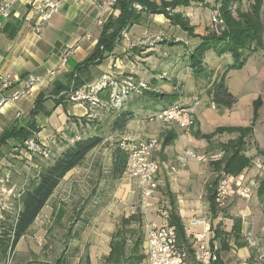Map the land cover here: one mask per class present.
<instances>
[{"label":"crops","instance_id":"obj_1","mask_svg":"<svg viewBox=\"0 0 264 264\" xmlns=\"http://www.w3.org/2000/svg\"><path fill=\"white\" fill-rule=\"evenodd\" d=\"M39 1L0 0V5L3 2H10L7 17L0 16V75L8 74L18 81L29 75L43 80L42 84L32 88L29 95L14 104L0 108V136L6 128L26 126L31 121V112L40 93L46 94L42 101L46 112L52 109L51 112L44 113L45 116L38 114L34 117V122L39 129H42V133L43 131L51 133L49 129H61L57 132L52 130L51 135L65 130L72 132L73 129H85L80 124V118H84L85 115L96 118L98 115L95 114L98 110L110 112L116 109H107L102 105L92 108L89 103L72 98L76 92L86 91L103 82L106 86L96 96L105 104H109L110 94L120 88L125 81H130L138 90L139 84L146 85V89L129 93L116 111L117 114L132 113V118L126 122L123 129H141L142 124H145L141 118L149 121L155 113L169 106L164 103L169 96L177 97L179 103L185 106L191 107L197 103L193 113V127L188 135H184L178 127L163 126L149 121L151 124L149 123L148 126L152 131L143 135L144 139L137 137L135 144L156 138L160 147L155 155L160 151L170 156L169 162L158 163L159 175L162 170L167 176H175L174 186L169 187V191L175 198L185 243L191 242L192 233L201 231L200 226H190L189 223L193 220V216L197 215L192 214L193 211L202 207L200 212H207L211 219L212 241L216 242L220 249L216 264H264V209L260 211L252 205L234 206L232 202L235 199L241 200L237 198L239 195H234L224 208L217 207V216L214 217L209 209L207 195L210 182L218 174L213 171L211 163L188 160L185 167L180 168L176 163V157L184 149L205 156L222 152L224 156L221 146L238 138L240 133L236 130L251 126L250 133L244 138V152L245 148L252 146L255 153L264 158V144L257 142L255 137L259 125L264 129V33L263 47L249 55L240 68H231L233 58L229 54L217 55L213 51H208L204 54L202 68L194 71L190 68L188 59L200 43V39L189 37L186 32L173 27L162 15H150L140 24L123 31L112 52L105 54V58L99 64L89 67V74L83 79V87L74 94L65 95L56 104L57 98L64 93L57 97L52 96L55 88L66 83V76L75 71L97 44L101 27L96 21L100 12L92 0H51L57 4L56 12L49 20L40 23L39 18L42 13L38 10ZM210 3L211 1H208V4ZM208 4H193L176 11L189 18L190 24L197 27L192 18H201V15L194 7H207ZM204 32L205 27L202 31L195 29V34L202 35ZM123 33L127 38L123 37ZM172 64L173 72L167 75V71L172 69ZM185 80L191 81L189 90H186L188 81ZM219 82L234 98L229 106L215 100L214 87ZM22 86L21 82H17L10 92ZM18 109L22 111L20 118L15 115ZM59 110L63 113L64 119L60 121V126L53 127L50 118ZM47 114L51 116L46 117ZM254 115H256L255 119ZM113 122L111 129L114 128ZM167 134L173 135V144L162 150L161 143ZM51 135L48 137L51 138ZM17 147L18 143L14 140H8L0 146V166L7 163L3 158V150L8 152ZM245 155L250 159L251 166L239 175L244 177L240 186L245 188L247 182L250 183L249 186L256 188L257 185L251 177L252 163L259 170L260 162L264 165V161L254 162L253 157L246 152ZM16 159L10 161L12 164L6 165L9 171L5 175H9L12 182L15 181L17 173ZM170 166L176 168L174 173H169ZM262 171L263 173H257L261 178L259 182L264 179V168ZM223 175L225 174L221 173V176ZM203 179L206 187L205 200H202L201 206L194 198L202 199V194H198L196 186ZM252 194L250 190L249 196L251 197ZM162 196L163 194L159 192V198ZM125 198L123 203L128 205L129 192ZM165 208L169 212L170 206ZM37 219L38 217L31 228L36 224ZM212 219L217 220L216 225H213ZM234 226L238 231H233ZM110 227L111 224L101 225L96 222L94 230L109 231L104 234L96 232L89 237L92 243H100L99 246H102L103 250L101 256L104 257L108 255L110 236L114 232ZM215 228L224 233L227 249L222 248L221 243L214 239ZM99 246L95 245L94 252L89 255L91 263H93V254L95 258L99 255Z\"/></svg>","mask_w":264,"mask_h":264},{"label":"trees","instance_id":"obj_2","mask_svg":"<svg viewBox=\"0 0 264 264\" xmlns=\"http://www.w3.org/2000/svg\"><path fill=\"white\" fill-rule=\"evenodd\" d=\"M208 1L214 3L223 19L224 28L220 35L210 32L208 25L204 34H195L196 27L190 24L182 13L176 11L179 8H188L193 4L206 5ZM234 3L239 6L240 0H116L112 15L100 28L97 44L93 51L75 68L73 73L66 76V83L56 87L51 95L57 97L64 93L57 98L56 104H58L65 95L81 89L84 85L83 79L89 74V67L99 64L105 58V54L112 52L123 31L140 24L150 15H162L169 20L173 27L186 32L189 37L200 39V43L188 59L189 66L194 71H199L202 68L204 54L208 51H213L217 55L229 54L233 58L231 68H240L249 55L258 52L263 47L264 25L261 19L263 0H254L246 11L237 8L233 12ZM214 88L215 100L227 106L233 103V96L221 82ZM45 97V93H40L36 98L34 109L31 112V121L26 126L17 125L3 130L0 136V146L8 140L22 144L24 140L32 136L33 132L39 131L34 117L44 111L42 101ZM255 117L256 115H254V119ZM131 118L132 113L119 112L113 122V129H123ZM251 129L252 126L236 130L240 133L238 138L222 145L221 151L224 152V156L220 161L211 163L213 171L218 174L210 182L207 195L209 209L214 217L218 212L215 197L221 173L236 177L251 166V161L244 152V138ZM74 137V134H70V139L73 140L71 144L64 143L62 151L54 161L42 167L41 171L30 181L25 193L17 203L15 214L13 216L6 215L5 221L0 224V264L9 263L16 245L27 235L64 177L80 167L87 155L102 143V138L98 133L79 139L77 137L73 139ZM173 139V135L167 134L161 143L162 150L172 145ZM127 155V150L121 144L113 149L111 174L114 180L122 178ZM166 192L170 206L168 222L175 226L179 240L185 243L184 230L176 210L175 198L171 195L168 184H166ZM257 196L264 202V179L259 182ZM134 220V217L123 219L121 228H117L111 234L109 252L104 257L103 264L144 263V255H140L138 249L140 240L135 239L131 247L127 245V240L136 234L135 230L127 229ZM233 231H238L235 226ZM214 239L221 243L222 248L227 249L226 237L217 228L214 230ZM56 264H63V262L58 260Z\"/></svg>","mask_w":264,"mask_h":264},{"label":"rangeland","instance_id":"obj_3","mask_svg":"<svg viewBox=\"0 0 264 264\" xmlns=\"http://www.w3.org/2000/svg\"><path fill=\"white\" fill-rule=\"evenodd\" d=\"M253 1L240 0L239 6L237 3L233 4L232 11L234 12L237 8L241 11H246L252 5ZM194 8H197L196 10L201 15V18L193 17L192 21L196 23L197 30L202 31L209 24L211 15L217 13V9L212 1L207 7L199 6ZM261 13V19L264 25V0ZM173 67L174 65L172 64V69L167 71V75L173 72ZM198 78H200V75ZM185 81H188L186 90H189L191 81ZM234 82H236L235 79ZM179 102L177 97L171 96L167 97L164 101L167 105ZM45 109L44 111H46ZM51 110L47 112H51ZM117 110L110 112L98 110L97 114H95L98 115L96 118L85 115L84 118H80V124L85 129H73L72 132L65 130L64 132L53 133L52 135V130L57 132L61 129H49L51 133L44 131L42 133V129H39L37 132L38 139L50 149L51 156L46 160L35 157L31 162L32 165L28 162V155L25 149H23L22 144H18L15 150L11 149L8 152L3 150V158H5V162L7 163L0 166V177L5 176V173L9 171L6 165L12 164L10 161L12 162L16 159L15 157H19L16 159L18 164L16 166L17 173L14 182L18 183H16L18 187L25 185V189H27L30 181L41 171L42 167L52 163L59 155L63 144L66 142L71 144L73 140L70 139V134H74L79 139L80 137L98 133L102 138V143L87 155L82 165L73 170L69 175L67 174V178L60 182L48 200L43 212L38 216L36 224L16 245L13 256L8 264H56L58 260L62 261L63 264H103L104 256H101L103 253L102 246H99L100 243H92V239H89V237L96 232H100V234L108 233L109 230L106 232L105 230L103 232L102 229L96 231L94 230V224L96 222H99L101 225L111 224L113 231H116L117 228H121L123 219L129 217H134L135 220L130 223L127 229L135 230L136 234L133 238L127 240V245L131 247L135 239L138 238L140 240V245L138 246L139 254L144 255V225L139 206L135 202L136 199L134 202H128V205L123 203L125 202L127 192H130L131 188L129 183H125L121 179L114 180L112 178V151L121 143L128 144L129 147L135 145L137 137L144 139L143 135H146L152 129L148 126L150 122L143 117L141 120L145 121V124H142L141 129H111L112 122L117 117ZM44 111L39 114L45 116L46 112ZM50 116V114L46 115V117ZM62 119H64V115L59 110L50 118V123L53 127L60 126ZM144 127L145 129H143ZM258 127L261 129H258ZM258 127L255 137L257 142L264 144V129L260 125ZM48 135H51V138ZM245 152L253 157L254 162L264 161L262 156L255 153L252 146L245 148ZM154 159L158 163L169 162L170 156L162 154L159 151ZM260 164L261 169L258 168L259 170L255 168L254 163H252L251 168V177L257 186L261 179L257 173H263L262 169L264 168L263 163L260 162ZM173 178L175 176H167L162 170L160 171V175H158V179L161 181L159 192L163 196L162 198L158 197L159 202L157 203V207L169 206V198L165 185L168 184L169 187L174 186ZM205 179L196 186L198 194H202V199H199V197L194 198L201 206L202 200H205ZM249 184L246 182L245 188L251 190V193H253L251 197L249 196V198L244 199L237 196L241 200L237 201L234 198L235 200L232 203L234 206L252 205L255 209L262 211L264 209V202L256 194L257 186L253 188ZM180 186L182 185L180 184ZM17 203L18 200L14 201V211H11L12 213L7 215L13 216L15 214ZM200 210L195 209L192 214L202 216L203 212H200ZM199 212L200 214H198ZM216 224L217 220H213V225ZM95 245L100 248H98L99 255L95 258V254H93V263H91L89 255L92 251L94 252Z\"/></svg>","mask_w":264,"mask_h":264},{"label":"built area","instance_id":"obj_4","mask_svg":"<svg viewBox=\"0 0 264 264\" xmlns=\"http://www.w3.org/2000/svg\"><path fill=\"white\" fill-rule=\"evenodd\" d=\"M92 1L100 12L96 24L101 27L113 13L116 0ZM9 7L10 2H3L0 5V16L6 18ZM56 7L57 4L51 0H40L38 10L42 15L39 22L43 23L49 20L56 12ZM208 28L215 35L222 33L224 22L218 11L216 14L211 15ZM123 37L127 38V35L123 33ZM17 82H21L23 86L10 92ZM42 83V79L30 75L24 77L21 81L8 74L0 75V108L7 104L16 103L21 98L29 95L35 85ZM105 86L106 84L103 82L86 91L76 92L72 100L87 102L92 108L102 105L107 109H119L129 93L146 89L145 84H139L138 90L130 81H125L120 88L110 94L109 104H105L96 96ZM196 105L197 103H194L191 107L182 103L169 105L155 113L149 118V121L157 122L163 126L178 127L184 135H188L193 127V113ZM15 115L20 118L22 111L18 109ZM121 146L128 152L121 180L129 183L131 188L129 192L130 201L134 202L136 199L135 202L139 206L144 225L143 264H216L220 249L217 243L212 241V224L207 212H203L202 216L194 215L195 217L189 223L190 226H200L201 231L192 233L191 242L188 244L179 240L175 226L169 224L167 209L157 207L161 181L158 179L160 166L154 159V155L160 147L159 140L153 138L131 147L128 144L121 143ZM22 147L28 155L30 165H32L31 162L35 157L46 160L51 156L50 149L46 144L39 141L38 133L35 132L23 141ZM222 157V152L205 156L198 155L190 149H184L176 157V163L180 168L185 167L188 160L213 163L220 161ZM168 171L170 174L174 173L176 168L170 166ZM243 181V176H221L216 189V206L224 208L234 195H239L244 199L249 198V188L240 186ZM25 191V185L18 187L16 183L11 181L9 175L0 177V224L5 221L7 214L14 211V201H19Z\"/></svg>","mask_w":264,"mask_h":264}]
</instances>
